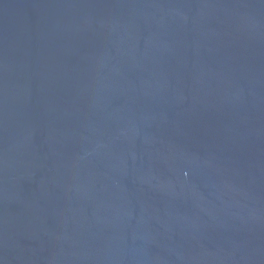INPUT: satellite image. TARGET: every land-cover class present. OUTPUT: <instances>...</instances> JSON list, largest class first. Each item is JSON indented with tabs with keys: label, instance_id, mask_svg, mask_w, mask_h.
Segmentation results:
<instances>
[{
	"label": "water",
	"instance_id": "water-1",
	"mask_svg": "<svg viewBox=\"0 0 264 264\" xmlns=\"http://www.w3.org/2000/svg\"><path fill=\"white\" fill-rule=\"evenodd\" d=\"M0 264H264V0H0Z\"/></svg>",
	"mask_w": 264,
	"mask_h": 264
}]
</instances>
